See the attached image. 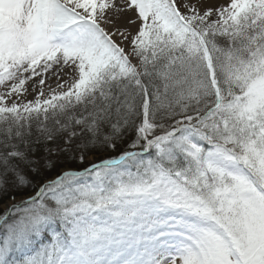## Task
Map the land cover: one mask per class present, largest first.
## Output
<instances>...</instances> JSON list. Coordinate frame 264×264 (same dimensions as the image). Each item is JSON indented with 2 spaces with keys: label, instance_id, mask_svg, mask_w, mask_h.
<instances>
[{
  "label": "snow or ice",
  "instance_id": "1",
  "mask_svg": "<svg viewBox=\"0 0 264 264\" xmlns=\"http://www.w3.org/2000/svg\"><path fill=\"white\" fill-rule=\"evenodd\" d=\"M0 201V264H264V0H0Z\"/></svg>",
  "mask_w": 264,
  "mask_h": 264
},
{
  "label": "rangeland",
  "instance_id": "2",
  "mask_svg": "<svg viewBox=\"0 0 264 264\" xmlns=\"http://www.w3.org/2000/svg\"><path fill=\"white\" fill-rule=\"evenodd\" d=\"M228 2H229V0H203V3L205 4L206 7H208V6H216V5H220V4H227ZM132 15H134V14H132ZM66 79H68L67 76H61L60 77L61 82H63V80H66ZM55 81H57V79ZM55 83H57V82H55ZM56 86H57V84L53 88H56ZM35 97H36V94H33L32 97H30V98L26 97V96L24 98L26 100H34ZM14 99H16V98L13 97L11 100L8 101V103H11L12 100H14ZM75 164L79 165L78 163H75ZM76 169H79V168H76ZM46 173L47 172H44L43 176ZM31 195H33V194H31ZM20 199H21V197H17V201H19ZM17 201H7L3 206L0 207V215H3V213L7 210L9 203H15Z\"/></svg>",
  "mask_w": 264,
  "mask_h": 264
},
{
  "label": "bare ground",
  "instance_id": "3",
  "mask_svg": "<svg viewBox=\"0 0 264 264\" xmlns=\"http://www.w3.org/2000/svg\"><path fill=\"white\" fill-rule=\"evenodd\" d=\"M53 71H55V67L46 74V77H47L46 78V85L50 84L52 88L57 84V83H55V82H57V81H55L57 79V77L52 75ZM39 79H40V77H35L34 81H38ZM34 81H29L28 85H26L27 87H29V93L25 94L26 97L30 98V97H32L33 94H37L36 92H33L32 88H31ZM45 91L47 93V91H48L47 87L45 88Z\"/></svg>",
  "mask_w": 264,
  "mask_h": 264
},
{
  "label": "trees",
  "instance_id": "4",
  "mask_svg": "<svg viewBox=\"0 0 264 264\" xmlns=\"http://www.w3.org/2000/svg\"><path fill=\"white\" fill-rule=\"evenodd\" d=\"M70 167L72 168H80V165H77L75 163L71 164ZM60 168H57L55 171H48L45 175L44 178L45 179H54L60 172ZM27 194H35V189L34 188H29L27 190ZM19 197V196H18ZM7 201H0V207L3 206Z\"/></svg>",
  "mask_w": 264,
  "mask_h": 264
}]
</instances>
